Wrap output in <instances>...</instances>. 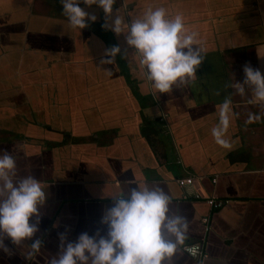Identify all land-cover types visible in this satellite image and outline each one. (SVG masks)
<instances>
[{"label":"crops","instance_id":"0c3cea01","mask_svg":"<svg viewBox=\"0 0 264 264\" xmlns=\"http://www.w3.org/2000/svg\"><path fill=\"white\" fill-rule=\"evenodd\" d=\"M79 6L96 16L83 29L60 0H0V154L46 193L38 231L19 245L4 237L0 264H48L61 234L105 235L112 196L144 186L163 189L187 219L185 245L203 243L202 262L180 246L173 264H264V104L233 86L245 66L264 75V0H115L109 16ZM159 7L198 34L204 59L189 86L155 95L125 33L102 25ZM113 46L120 53L101 63ZM225 98L236 114L229 149L211 135ZM249 114L260 121L246 123ZM185 178L192 184L180 186ZM208 199L226 202L213 209ZM36 239L40 252L26 262Z\"/></svg>","mask_w":264,"mask_h":264},{"label":"clouds","instance_id":"9594fccd","mask_svg":"<svg viewBox=\"0 0 264 264\" xmlns=\"http://www.w3.org/2000/svg\"><path fill=\"white\" fill-rule=\"evenodd\" d=\"M96 4L105 16L111 15L115 0H60L62 13L73 28L83 29L96 16L85 12L79 5ZM119 12V10H118ZM125 23L117 15L111 25L104 24L116 34L125 33V42L138 57V65L150 88L157 93H169L173 87L189 86L204 59L195 31L185 28L181 15L168 18L163 7L149 9L142 15L132 16ZM120 53L119 46L105 50L111 64ZM244 79L233 85L245 95L251 91L250 104H264V75L259 69L245 66ZM232 101L225 98L218 110V123L211 129L215 143L231 148L225 139L231 120L235 117ZM259 114H249L246 123L259 122ZM113 197V204L102 215L106 234L80 233L75 241L60 235V251L48 264H173V257L180 246L191 257L199 254V245L185 246L188 222L170 210L171 197L161 188L147 186L122 191ZM46 193L40 180L32 175L17 178L16 161L7 151L0 154V251L10 254L4 237L14 245L31 239L38 231L39 208L45 203ZM34 219V222H30ZM41 241L33 240L30 251L24 254L26 262L34 261L40 252Z\"/></svg>","mask_w":264,"mask_h":264},{"label":"built area","instance_id":"2783aa9c","mask_svg":"<svg viewBox=\"0 0 264 264\" xmlns=\"http://www.w3.org/2000/svg\"><path fill=\"white\" fill-rule=\"evenodd\" d=\"M178 184L180 186H184V185H191L192 184V178H185V179H179L178 180ZM226 201H221V200H215V199H208L207 203L210 205L211 208L215 209V208H219L222 204H224ZM203 222H207V217L203 218ZM207 225V224H206ZM199 245V254L194 257V259H196L198 262H202V260L206 257V253L204 252V246L203 243L200 242H195V243H191L185 246H191V245ZM184 250V247H183ZM187 253V252H186ZM188 254V253H187ZM189 255V254H188ZM190 256V255H189ZM193 258V257H192Z\"/></svg>","mask_w":264,"mask_h":264}]
</instances>
